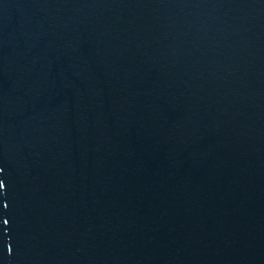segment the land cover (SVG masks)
I'll return each instance as SVG.
<instances>
[{
    "label": "water",
    "instance_id": "obj_1",
    "mask_svg": "<svg viewBox=\"0 0 264 264\" xmlns=\"http://www.w3.org/2000/svg\"><path fill=\"white\" fill-rule=\"evenodd\" d=\"M0 264H264V0H0Z\"/></svg>",
    "mask_w": 264,
    "mask_h": 264
}]
</instances>
